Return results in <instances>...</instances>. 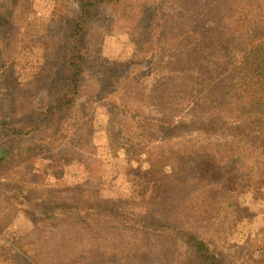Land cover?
Segmentation results:
<instances>
[{
    "label": "trees",
    "instance_id": "1",
    "mask_svg": "<svg viewBox=\"0 0 264 264\" xmlns=\"http://www.w3.org/2000/svg\"><path fill=\"white\" fill-rule=\"evenodd\" d=\"M117 2L79 0L72 15H58L39 33L24 22L31 0H0V125L16 131L2 103L27 100L15 96L9 79L20 41L15 32L23 28L38 38L42 32L51 38L58 34L52 49L63 82L48 83L40 119L62 126L73 113L90 108L91 101L82 98L83 76L100 81L97 90L89 89L110 103L112 143L124 150L130 190L122 203L71 202L69 209H86L87 221L95 224L110 219L122 224L127 235L166 251L169 264H264V247L258 257L246 247L229 257L202 234L204 228L212 231L209 212L220 218L218 210L232 205L225 177L252 171L264 176V0H130L142 17L141 33L135 56L116 64L114 72L100 63L96 42L102 41L109 9ZM87 36L95 40L88 46ZM38 117L33 124L42 127ZM200 135L209 139L201 141ZM10 159L1 157L0 168ZM143 161L148 169L141 168ZM213 172L220 180L212 179ZM151 176L159 182L158 197L145 190ZM28 194L19 197L40 200ZM66 204L60 205L62 212Z\"/></svg>",
    "mask_w": 264,
    "mask_h": 264
},
{
    "label": "rangeland",
    "instance_id": "2",
    "mask_svg": "<svg viewBox=\"0 0 264 264\" xmlns=\"http://www.w3.org/2000/svg\"><path fill=\"white\" fill-rule=\"evenodd\" d=\"M31 1V13L24 22L40 33L58 15H72L79 0ZM54 9L57 13H53ZM109 17L111 21L104 28L102 41L96 42L97 53L100 63L116 72V64L136 54L135 41L141 33L142 17L131 8L130 0H118L109 9ZM15 34L20 41L10 62L9 79L15 96H26L27 100L17 101V106L8 100L2 103V110L7 109L5 116L16 131L0 125V147L6 156L11 155L5 167L0 168V182L4 178L10 183L0 184V264H169L166 251L148 246L144 237L127 235L122 224L112 219L95 224L87 221L86 209H69L71 202L105 203L111 199L122 203L130 193L123 171L124 150L112 143L110 103L90 91V86L97 90L100 81L86 74L82 98L91 101L90 108L73 113V118L59 127L52 119H40L46 107L48 83L63 82V72L59 73V62L52 49L59 37L55 34L51 38L42 32L38 38L23 28ZM89 36L84 39L87 46L88 40L95 41ZM236 59L241 64V58ZM142 77L144 82L147 78ZM37 117L42 127L33 124ZM198 139L209 137L200 135ZM10 144L14 147L10 148ZM148 167L146 161L141 162L142 169ZM211 177L220 180L221 175L213 172ZM147 182L145 190L155 194L159 182L153 176ZM5 185L11 190L4 191ZM223 185L231 194L228 201L232 205L226 211L218 210L220 218L214 210L209 212L212 217L208 228L212 231L204 228L202 234L213 239L212 244L229 257H236L243 247L258 257L264 247V176L258 171L230 174ZM26 192L29 198L40 200L24 201L19 195ZM64 202L68 209L62 212L60 205ZM50 215L56 216L48 218ZM222 221L225 224L219 225Z\"/></svg>",
    "mask_w": 264,
    "mask_h": 264
},
{
    "label": "water",
    "instance_id": "3",
    "mask_svg": "<svg viewBox=\"0 0 264 264\" xmlns=\"http://www.w3.org/2000/svg\"><path fill=\"white\" fill-rule=\"evenodd\" d=\"M5 156H6V152H5L4 148L0 147V158L5 157Z\"/></svg>",
    "mask_w": 264,
    "mask_h": 264
}]
</instances>
